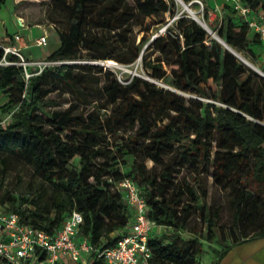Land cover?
<instances>
[{"label": "trees", "instance_id": "16d2710c", "mask_svg": "<svg viewBox=\"0 0 264 264\" xmlns=\"http://www.w3.org/2000/svg\"><path fill=\"white\" fill-rule=\"evenodd\" d=\"M48 1L60 44L47 58L63 63L29 71L20 55L0 44V187L14 157L30 164L41 181L29 195L0 193L3 207L50 233L76 209L83 214L78 239L106 247L132 219L117 187L131 178L153 223L149 264H198V222L206 226L207 241L217 240L222 209L207 201V174L229 190L234 209L232 239L214 248L212 264L232 245L264 236V75L225 45L264 71L258 50L264 41L249 21L226 1L231 16L210 27L223 43L179 13L178 0ZM240 1L264 13V0ZM209 11L206 6V19ZM148 18L167 24L143 49L153 28ZM136 28L145 32L139 42ZM141 56L148 76L128 82L98 63L131 64ZM54 89L72 99L45 117L41 109Z\"/></svg>", "mask_w": 264, "mask_h": 264}, {"label": "built area", "instance_id": "2783aa9c", "mask_svg": "<svg viewBox=\"0 0 264 264\" xmlns=\"http://www.w3.org/2000/svg\"><path fill=\"white\" fill-rule=\"evenodd\" d=\"M227 1L249 21L252 30L264 41V13L251 16V8L243 5L240 0ZM213 13H217V10L209 11L210 16ZM21 23L24 25L23 21ZM14 38L19 40L21 35L17 33ZM34 43L46 44L47 34L36 37ZM0 44L6 53L20 55V63L26 67L21 47L2 42ZM57 63L63 61H45L44 66ZM31 74L26 70L27 77ZM117 187L125 192L132 219L115 234L118 236L115 243L106 247L94 245L87 237L78 239L83 214L76 209L72 210L55 233H50L44 228L22 222L16 211L5 209L0 202V258L10 264H149L152 256L149 239L153 223L149 217L147 200L131 178L118 182Z\"/></svg>", "mask_w": 264, "mask_h": 264}, {"label": "rangeland", "instance_id": "374dc122", "mask_svg": "<svg viewBox=\"0 0 264 264\" xmlns=\"http://www.w3.org/2000/svg\"><path fill=\"white\" fill-rule=\"evenodd\" d=\"M212 1L213 0H194L192 3H190V7L197 15H199V17H201L206 23H208L210 27L218 28L222 20H226L231 16V11L224 8L225 3H223L222 5V0H216L218 5H215ZM48 3V0H5V2L0 5V39L3 44L18 46V42L14 40L13 37L11 39H8L6 38V36H4L5 34L3 33L6 31V35H12L14 31L20 30V32L25 35V41L28 43L30 41L31 46L24 51L21 50V53L26 59L27 63L25 65L30 68L29 71H39L41 66H44V62L50 60L47 58V54L50 51L52 52L54 49H56L60 44L57 25L53 24L52 21L48 19ZM206 6H208L210 10H217V13H213L211 16L209 14L208 19H206L204 16ZM216 6H218L219 8ZM179 13H184L189 17H192V13L188 9H186L181 2ZM18 19L29 25V28L30 30H32L34 35L41 36L43 34H47V43L44 45H36L34 43V39H28L29 31L23 28L22 25H18ZM148 20L153 23V28L148 33H146L147 40H143L141 42L143 49L148 46V43L150 42V40H152L153 37L164 30L167 24H155L153 18H148ZM166 20L167 22H170L172 20L169 14H166ZM45 28L48 30V33L45 32ZM139 30L140 28H136V31L138 33L137 42H139L141 37L145 34L144 31L138 32ZM250 35H254V32L250 31ZM21 41L23 40L21 39ZM258 50H260L259 54L264 60V43L260 47H258ZM28 52L34 53V57L28 56ZM240 55H242L245 59L251 61L242 53ZM78 61L79 60H71L70 62ZM107 61L108 60H106V62H103L105 63L104 67L111 68L115 72L116 76L123 82L130 81L134 75L143 77L148 76L146 70L143 67V56L139 57L135 62L131 64L121 63L116 60H114V64H111ZM254 64L257 65L256 63ZM158 82L165 85L163 81ZM185 95L189 96V94ZM46 98L47 99H45V104L41 109V112L45 117H49L53 110H63L68 107L72 99V95L71 93L65 92L61 89H54L48 93ZM4 101L5 96L1 94L0 102L3 103ZM8 115L9 114L7 110H3L1 113V116H3L4 118H7ZM146 163L148 166L153 165V161L151 159H147ZM128 168V165H123L124 170H127ZM185 174L186 172H184L182 175ZM188 177H190V175H188ZM202 179L205 181V185L208 188V203L212 205H222L219 227L217 228V240L213 242L207 241L205 239L207 235L206 226L205 224L200 223V221L198 222V226L200 228L199 234L203 241V249L198 253L197 263L212 264L216 257L214 248H220L223 241L230 242L232 239V236L228 233V231L233 221L234 209L231 206L232 197L228 189H224L215 185L213 177L211 175L203 174ZM3 183V187H0L1 194L11 192L19 196L21 194L29 195V191L32 188H37L40 185L41 181L35 175L33 167L30 164L14 157L10 162L7 175ZM223 231H226L225 237H223Z\"/></svg>", "mask_w": 264, "mask_h": 264}, {"label": "crops", "instance_id": "0c3cea01", "mask_svg": "<svg viewBox=\"0 0 264 264\" xmlns=\"http://www.w3.org/2000/svg\"><path fill=\"white\" fill-rule=\"evenodd\" d=\"M226 1L227 0H222V5ZM212 2L215 5H218L216 0H213ZM252 15H254V13H252L251 16ZM17 23L18 25H22L21 20L19 19L17 20ZM22 27L29 31L28 39H35L38 36L33 34L32 30H30L29 28V25H27L26 23H24ZM47 31L48 30L45 28V32ZM6 33L7 32L5 31L3 34H5L4 36H6V38L8 39H11L12 37L14 38V35L17 33L21 35V38L19 40H16L18 42V46L21 47V50L24 51L31 46L29 40V43L25 41V35H23L20 30L14 31L12 35H6ZM21 39L23 41H21ZM49 53H51V51ZM27 55L30 57H34V53L31 52H28ZM0 264L10 263L0 258ZM219 264H264V236L252 237L250 239L232 245L226 255L220 260Z\"/></svg>", "mask_w": 264, "mask_h": 264}, {"label": "water", "instance_id": "95a60500", "mask_svg": "<svg viewBox=\"0 0 264 264\" xmlns=\"http://www.w3.org/2000/svg\"><path fill=\"white\" fill-rule=\"evenodd\" d=\"M180 2H182V4L184 5V7L186 9H188L191 13H194V11L191 9L190 7V3H186L183 0H180ZM192 17L194 19H196L198 22H200L209 32H211L216 38H218L220 41H222L223 43H225L220 37L219 35L214 31V30H209V28H207L195 15H192ZM157 36V35H156ZM225 45L231 50L233 51L238 57H240L238 51H236L235 49H233L232 47H230L229 45H227L225 43ZM245 63H247L249 66L253 67L255 70H257L259 73H261L262 75H264V71L258 67L257 65H255L254 63H252L251 61L247 60V59H243L242 57H240ZM108 63H110L109 61H107Z\"/></svg>", "mask_w": 264, "mask_h": 264}, {"label": "bare ground", "instance_id": "6f19581e", "mask_svg": "<svg viewBox=\"0 0 264 264\" xmlns=\"http://www.w3.org/2000/svg\"><path fill=\"white\" fill-rule=\"evenodd\" d=\"M180 1V0H178ZM182 3V2H181ZM192 15H195L207 28H209V30H211L210 26L208 25V23H206L201 17H199V15H197L195 12L192 13ZM209 26V27H208ZM239 53V52H238ZM241 54V53H240ZM239 54V55H240ZM240 57H242L243 59H245L242 55H240ZM108 61L111 63V64H114V60L113 59H108Z\"/></svg>", "mask_w": 264, "mask_h": 264}]
</instances>
